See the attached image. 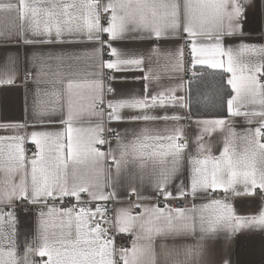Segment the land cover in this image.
Here are the masks:
<instances>
[{"label": "snow or ice", "instance_id": "snow-or-ice-1", "mask_svg": "<svg viewBox=\"0 0 264 264\" xmlns=\"http://www.w3.org/2000/svg\"><path fill=\"white\" fill-rule=\"evenodd\" d=\"M256 6L0 0V88H25L28 117L0 123V264H206L205 242L220 233L264 232V44L244 29ZM137 72L139 91L114 86ZM236 118L255 127L238 132ZM185 121L197 129L191 148ZM124 124L134 127L112 126ZM257 196L254 213L238 214L233 200ZM17 202L36 209L22 250ZM123 236L130 246L117 245ZM189 237L196 243H176Z\"/></svg>", "mask_w": 264, "mask_h": 264}, {"label": "crops", "instance_id": "crops-1", "mask_svg": "<svg viewBox=\"0 0 264 264\" xmlns=\"http://www.w3.org/2000/svg\"><path fill=\"white\" fill-rule=\"evenodd\" d=\"M256 7L250 8L248 10V19L244 24V29L248 35L245 37L246 42L255 44H264V14L261 13L259 7L260 0H255ZM4 14L0 13V23L3 22ZM225 44L229 46L238 45L241 41L237 38H225ZM15 41L9 42V47L15 46ZM4 41H0V45H3ZM127 48L132 49H142L147 50L152 45L150 42H128L122 45ZM161 47L170 48V44H162ZM23 51V49H21ZM4 48L0 47V55L3 54ZM77 51H84V49H77ZM185 61L187 66V50L185 51ZM208 68V66H198L199 68ZM133 75H140V73H129V82L127 84H122L117 82L114 86L122 91L135 90L139 91L140 82L133 83L131 77ZM185 79L187 80L186 76ZM167 83V81H165ZM25 88L23 86H16L5 91L0 88V123L6 122H18L28 119L25 113ZM111 98V97H109ZM187 115V113H185ZM234 126L236 130L243 131L249 127H255V125H248L243 118H236L234 120ZM186 133L189 139L191 148V139L196 134L197 129L189 122L185 121ZM113 127L132 128L133 125H112ZM32 129H30L31 131ZM35 130H55L52 128L43 129L37 128ZM6 134V133H0ZM113 144L115 139L112 140ZM213 152L219 155V150H222V138L217 134H213ZM26 149L28 150L29 156L33 151H35L34 146L31 143L26 144ZM123 199V196H121ZM132 199H135L133 197ZM204 200L197 199L196 203H202ZM191 201H189L190 206ZM238 214L248 215L254 213L259 204L260 198L257 197H238L232 201ZM95 205H93L94 207ZM118 205H116V208ZM35 214L34 212H26L21 209H16V216L18 221L22 222L21 226L18 227L17 242L21 250L25 241L31 240L35 235ZM30 224V228L29 225ZM158 244L160 241L157 242ZM169 245L173 241H167ZM178 244H195L196 238H182L176 241ZM206 245V264H222L225 257L232 261V264H264V232L260 231H249L241 230L237 232L231 240H226L224 234L220 233L215 239L208 240L205 242Z\"/></svg>", "mask_w": 264, "mask_h": 264}, {"label": "built area", "instance_id": "built-area-1", "mask_svg": "<svg viewBox=\"0 0 264 264\" xmlns=\"http://www.w3.org/2000/svg\"><path fill=\"white\" fill-rule=\"evenodd\" d=\"M186 78L187 75H186ZM112 140H114V137H111ZM74 203V201H73ZM160 203L163 205L164 201L161 200ZM177 203H179V201H172V206L175 207L177 205ZM67 206V205H66ZM15 209H21L22 211H26V212H34L36 211V209L34 208H30V206H28L27 204L23 203V202H17L15 205ZM115 212H116V204H109V218H113L115 216ZM117 245L118 246H125L128 247L130 246V239L128 236H123L118 238L117 240Z\"/></svg>", "mask_w": 264, "mask_h": 264}, {"label": "trees", "instance_id": "trees-1", "mask_svg": "<svg viewBox=\"0 0 264 264\" xmlns=\"http://www.w3.org/2000/svg\"><path fill=\"white\" fill-rule=\"evenodd\" d=\"M201 69H207L209 72L220 71V70H212L210 68H205V67L199 68L198 70H201ZM197 84H198L197 81L193 82V91H192V98H191V102H192V106H193V113H195L199 108L198 96H197V92H198Z\"/></svg>", "mask_w": 264, "mask_h": 264}]
</instances>
